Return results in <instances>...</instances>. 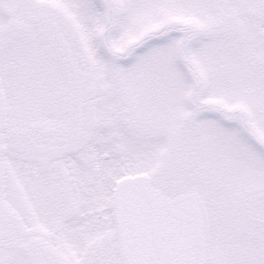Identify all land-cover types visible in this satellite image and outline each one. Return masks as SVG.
Returning a JSON list of instances; mask_svg holds the SVG:
<instances>
[{
	"label": "snow or ice",
	"instance_id": "snow-or-ice-1",
	"mask_svg": "<svg viewBox=\"0 0 264 264\" xmlns=\"http://www.w3.org/2000/svg\"><path fill=\"white\" fill-rule=\"evenodd\" d=\"M0 264H264V0H0Z\"/></svg>",
	"mask_w": 264,
	"mask_h": 264
}]
</instances>
